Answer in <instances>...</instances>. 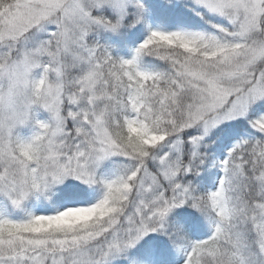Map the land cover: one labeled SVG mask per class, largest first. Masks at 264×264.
<instances>
[{
  "label": "snow or ice",
  "instance_id": "6c2138e0",
  "mask_svg": "<svg viewBox=\"0 0 264 264\" xmlns=\"http://www.w3.org/2000/svg\"><path fill=\"white\" fill-rule=\"evenodd\" d=\"M0 264H264V0H0Z\"/></svg>",
  "mask_w": 264,
  "mask_h": 264
}]
</instances>
